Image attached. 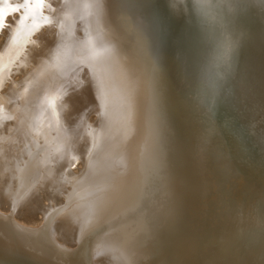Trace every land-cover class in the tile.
<instances>
[{
  "label": "bare ground",
  "instance_id": "bare-ground-1",
  "mask_svg": "<svg viewBox=\"0 0 264 264\" xmlns=\"http://www.w3.org/2000/svg\"><path fill=\"white\" fill-rule=\"evenodd\" d=\"M160 12L195 28L170 0H0V223L80 264H264V0H247L214 90L191 36L164 51ZM51 33V60L32 65ZM83 76L102 123L80 162ZM30 201L48 202L35 223L19 218Z\"/></svg>",
  "mask_w": 264,
  "mask_h": 264
},
{
  "label": "clouds",
  "instance_id": "clouds-1",
  "mask_svg": "<svg viewBox=\"0 0 264 264\" xmlns=\"http://www.w3.org/2000/svg\"><path fill=\"white\" fill-rule=\"evenodd\" d=\"M247 0H170L196 28L202 46L198 79L202 87L219 88L231 74L244 38L238 18Z\"/></svg>",
  "mask_w": 264,
  "mask_h": 264
},
{
  "label": "water",
  "instance_id": "water-1",
  "mask_svg": "<svg viewBox=\"0 0 264 264\" xmlns=\"http://www.w3.org/2000/svg\"><path fill=\"white\" fill-rule=\"evenodd\" d=\"M159 17L161 19L163 18L160 31V44L162 45V47H164V51L170 53L172 56L177 52L180 53V49H183L184 45L187 44H184L183 42L182 46H178L176 44V38L179 37L181 40L185 41L186 38H190L191 36V38L195 40V45L198 44L197 48H200L201 50L200 52H197L196 56H200V54L202 53V47L196 28H193V26H191V29L185 27L188 26V24H186V21H182L181 25L177 24L172 26L173 23L168 20L169 17L164 16V12H160ZM176 27L179 28V31L177 29H174ZM182 33H186L184 37L181 36ZM245 67H247L246 64H243L241 68L243 69L242 72H245ZM235 69L236 67L234 66L231 73H233ZM249 71L252 73H256L251 69H249ZM196 72H198V70ZM255 77H258V75H256ZM0 264L80 263L39 238L0 223Z\"/></svg>",
  "mask_w": 264,
  "mask_h": 264
},
{
  "label": "rangeland",
  "instance_id": "rangeland-1",
  "mask_svg": "<svg viewBox=\"0 0 264 264\" xmlns=\"http://www.w3.org/2000/svg\"><path fill=\"white\" fill-rule=\"evenodd\" d=\"M55 38L56 37L52 33L49 34V35H44V36H42L40 38V43L36 47V50H35V53H34V60H32V61H34V63L32 65H36V64H39V63H41V64L42 63L43 64L46 63L47 64V62L51 60L54 51L59 46V43H58L57 40L55 41ZM255 60L258 63H260L259 67L261 65H263V63H264L263 60H262L261 55L256 57ZM20 78H21V76H17L16 77V79H18L17 80L18 82L21 81ZM79 82H80V88L81 89L79 91H77V92H74V96H77V97L72 99L74 101L73 102L72 112L74 111L73 114H75V113L79 114L78 112H80L82 109H85V110H83L84 114L82 116L84 117V116L89 115L88 119H89L90 125L92 126V129H93L92 133L87 138L88 141L85 142L86 141V139H85V141H83L82 144L79 146V149H81L80 152H79V160H80V162L81 161L84 162V160L87 159V156L90 154L92 149L95 147L96 138L98 137L97 130H100V128H101L100 124L102 123V120L100 118L99 112L95 110L94 105L92 104L91 100H92V94H93L94 91H93V89L91 87H89L91 83L88 81L87 76L80 77ZM18 85H21V84H18ZM85 92H87V94ZM83 93H85V94H83ZM62 103L63 102L59 103V105H58V108H59L58 110H59V115L60 116L62 114H64V106L63 105H65V103L64 104H62ZM89 108H91V110ZM70 125L71 124L68 125V123H66V127L69 130H71V128H70L71 126ZM56 171H58V169H54L51 173H54ZM78 172L79 171L77 170V167H76V168L73 169V171H72L73 174L72 175H75V174L78 175L79 174ZM42 197H44V196L40 194V198H42ZM47 197L45 196L43 198V200L45 198L46 199L52 198V196L51 197L49 196L48 198ZM46 201H48V200H46ZM46 201H41L42 203L37 204V206L32 204L33 201H30L28 203V206L29 205L30 206L26 207V209L23 211V213L21 214V216L19 218L22 217L21 219H23V217L28 216L27 220H30L31 216H33L31 221L34 222V223L37 222V219L39 218V216L37 214L39 212L38 209H40L45 204H47L48 202L46 203ZM43 203H45V204H43ZM0 206H2L1 197H0ZM35 216H36V218H35ZM23 222L31 223V222H27V221H23ZM61 238L64 239V240L67 239L68 241H72V238L66 232L63 234V236ZM110 264H119V263L111 262Z\"/></svg>",
  "mask_w": 264,
  "mask_h": 264
}]
</instances>
